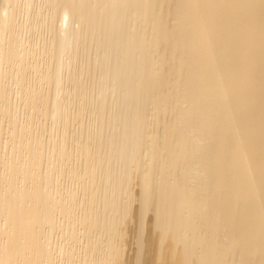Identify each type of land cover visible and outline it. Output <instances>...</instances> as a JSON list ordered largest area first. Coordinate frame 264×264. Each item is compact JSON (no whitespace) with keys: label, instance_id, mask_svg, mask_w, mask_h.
<instances>
[{"label":"bare ground","instance_id":"6f19581e","mask_svg":"<svg viewBox=\"0 0 264 264\" xmlns=\"http://www.w3.org/2000/svg\"><path fill=\"white\" fill-rule=\"evenodd\" d=\"M129 245L264 264V0H0V264Z\"/></svg>","mask_w":264,"mask_h":264},{"label":"rangeland","instance_id":"374dc122","mask_svg":"<svg viewBox=\"0 0 264 264\" xmlns=\"http://www.w3.org/2000/svg\"><path fill=\"white\" fill-rule=\"evenodd\" d=\"M25 18L24 17H21V18H19V20H24ZM38 38V33H36V32H33L32 34H25L24 35V39L25 40H27V41H35L36 39ZM29 62L30 63H38V64H42V59L41 58H39L38 57V55H34V56H31L30 57V59H29ZM31 111L30 110H28V108L27 109H22V110H19L18 112H17V117H18V121L20 120H22V123H25L26 122V118L23 116V114H29ZM40 116V111L38 110V111H36V112H34V116H33V120L31 121V130H34V132H37L38 134H40L41 133V129L38 127V120H39V117ZM27 137V136H26ZM28 138V137H27ZM129 234H132L131 232H127L126 233V235H129ZM127 241H128V239H127ZM129 248H127L126 250V256H128L127 257V261H128V263H129V261H130V258H131V255H132V253H130V252H132L131 251V249H132V247L129 245L128 246ZM129 250V251H128ZM129 255H128V254ZM173 260H175V258L173 259L172 258V262L174 263V261ZM130 264V263H129Z\"/></svg>","mask_w":264,"mask_h":264}]
</instances>
